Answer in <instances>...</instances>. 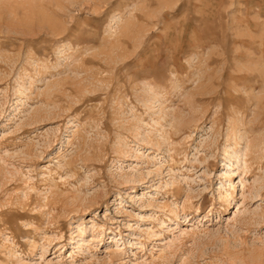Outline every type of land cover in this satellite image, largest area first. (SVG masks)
I'll return each mask as SVG.
<instances>
[{
    "label": "rangeland",
    "instance_id": "1",
    "mask_svg": "<svg viewBox=\"0 0 264 264\" xmlns=\"http://www.w3.org/2000/svg\"><path fill=\"white\" fill-rule=\"evenodd\" d=\"M0 264H264V0H0Z\"/></svg>",
    "mask_w": 264,
    "mask_h": 264
},
{
    "label": "bare ground",
    "instance_id": "2",
    "mask_svg": "<svg viewBox=\"0 0 264 264\" xmlns=\"http://www.w3.org/2000/svg\"><path fill=\"white\" fill-rule=\"evenodd\" d=\"M192 227L194 228V227H195V224H193ZM180 230H181V229H180ZM180 230H179V231H180ZM171 241H172V240H171ZM116 247H117V246H116Z\"/></svg>",
    "mask_w": 264,
    "mask_h": 264
}]
</instances>
